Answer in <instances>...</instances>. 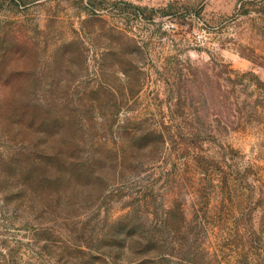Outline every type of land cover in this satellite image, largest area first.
<instances>
[{"label":"rangeland","instance_id":"374dc122","mask_svg":"<svg viewBox=\"0 0 264 264\" xmlns=\"http://www.w3.org/2000/svg\"><path fill=\"white\" fill-rule=\"evenodd\" d=\"M0 264H264V0H0Z\"/></svg>","mask_w":264,"mask_h":264},{"label":"trees","instance_id":"16d2710c","mask_svg":"<svg viewBox=\"0 0 264 264\" xmlns=\"http://www.w3.org/2000/svg\"><path fill=\"white\" fill-rule=\"evenodd\" d=\"M55 155V153H53ZM56 156H58V154H56Z\"/></svg>","mask_w":264,"mask_h":264}]
</instances>
